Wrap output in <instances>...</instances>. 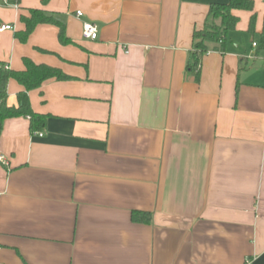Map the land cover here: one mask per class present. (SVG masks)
<instances>
[{
    "label": "crops",
    "instance_id": "0c3cea01",
    "mask_svg": "<svg viewBox=\"0 0 264 264\" xmlns=\"http://www.w3.org/2000/svg\"><path fill=\"white\" fill-rule=\"evenodd\" d=\"M228 1L0 0V61L69 77L26 92L41 129L0 126V264H264V0L252 33L234 11L224 50L185 71L208 5ZM30 9L71 42L46 23L19 40ZM6 91L17 106L25 90Z\"/></svg>",
    "mask_w": 264,
    "mask_h": 264
},
{
    "label": "trees",
    "instance_id": "16d2710c",
    "mask_svg": "<svg viewBox=\"0 0 264 264\" xmlns=\"http://www.w3.org/2000/svg\"><path fill=\"white\" fill-rule=\"evenodd\" d=\"M46 3L48 0H41ZM253 0H229L227 3H210L208 5L207 15L203 27L196 29L192 33V48L189 52L185 71L187 74H193L198 79L202 58L210 50L223 51L227 35L235 30L238 17L234 11L244 10L253 12ZM20 20L25 24V30L18 34L21 41H25L37 24H53L58 27V39L61 44H67L71 41L65 34V25L53 15L46 14L40 9H30L28 16H20ZM255 13L249 18V32L254 31ZM259 47H264V14L262 30L260 32ZM25 69L23 71H14L6 67L7 65L0 61V126L7 118L29 116L30 131L41 129L44 123L43 116L34 113L31 110L26 92L40 87L47 79L55 78L57 80H66L69 77L64 75L59 69L44 65L35 64L29 59H24ZM10 79L16 80L24 87L23 92L17 94V106H8L7 82ZM146 218H143V216ZM133 221L150 222L149 213L133 211L131 214Z\"/></svg>",
    "mask_w": 264,
    "mask_h": 264
},
{
    "label": "built area",
    "instance_id": "2783aa9c",
    "mask_svg": "<svg viewBox=\"0 0 264 264\" xmlns=\"http://www.w3.org/2000/svg\"><path fill=\"white\" fill-rule=\"evenodd\" d=\"M75 16L77 18H80L83 16V12L81 10H77L75 11ZM12 29V26L9 25V24H2L0 25V32H3V31H6V30H11ZM98 33H99V30H98V26L93 23V22H89V21H84L82 23V37L84 39H87V40H96L98 38ZM253 46H255V43H253ZM8 67V66H6ZM40 136L42 134H39ZM0 162L2 164H6V159L4 158V156L0 155ZM245 264H252L250 260H247L245 262Z\"/></svg>",
    "mask_w": 264,
    "mask_h": 264
}]
</instances>
